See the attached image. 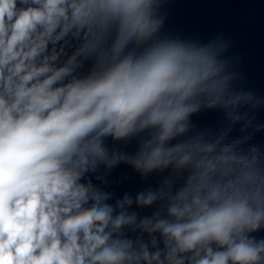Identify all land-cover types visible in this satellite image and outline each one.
I'll return each instance as SVG.
<instances>
[{
    "label": "clouds",
    "instance_id": "1",
    "mask_svg": "<svg viewBox=\"0 0 264 264\" xmlns=\"http://www.w3.org/2000/svg\"><path fill=\"white\" fill-rule=\"evenodd\" d=\"M153 4L0 0V264H264V239L250 235L264 224V176L227 146L215 156L209 155L213 145L164 147L185 131L199 97H208L207 107L220 101L225 84L215 54L160 42L121 58L129 43L140 45L157 32ZM111 21L116 39L110 58L99 53L104 70L59 83L71 69L49 63L59 55L55 48L45 55L49 43L71 33L83 42L76 55L94 51L95 29ZM149 127L159 131L137 161L145 171L177 157L187 164L193 159L187 152L205 154L173 198L168 211L174 220L149 229L165 237L163 256L114 238L135 217L113 219V209L101 204L106 197L95 191L85 207L91 185L78 183L96 158H104L102 137L123 139ZM150 223L142 222L145 228Z\"/></svg>",
    "mask_w": 264,
    "mask_h": 264
}]
</instances>
